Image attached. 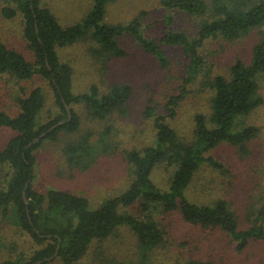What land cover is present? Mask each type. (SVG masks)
Instances as JSON below:
<instances>
[{
	"label": "trees",
	"instance_id": "16d2710c",
	"mask_svg": "<svg viewBox=\"0 0 264 264\" xmlns=\"http://www.w3.org/2000/svg\"><path fill=\"white\" fill-rule=\"evenodd\" d=\"M113 1L117 0H92L91 8L82 20L64 25L44 0H0L4 18L14 19L18 13L22 14L24 35L36 56L34 63L30 62L20 51L0 41V72L19 80L38 75L44 77L54 92L57 108L51 120H43L42 111L47 102L44 88L36 86L27 91L22 86V94L15 95L20 111L12 115L0 110V127L8 126L15 131L0 150V166L9 167L11 171L6 186L0 189V214L24 230L35 244L26 253H17L3 264H34L55 255L57 250V255L41 264H80L92 241L110 237L124 223L138 233L140 253L147 255L160 243H168L167 233L157 220L160 212L179 211L189 223L222 228L237 242L240 250L253 240L264 242V188L263 193L257 195L258 199L247 204L246 228L241 226L239 214L226 197L218 198L212 204H200L191 200L187 192L202 167L222 169L223 164L208 154L210 150L229 142L237 146L242 155H247L251 151L250 142L260 133L256 125L238 128L237 121L264 103L260 90V78L264 75V0H162L163 10L168 12L165 20L171 21L176 13L201 19L195 35L169 27L160 41L141 35L139 27L143 25L144 13L128 24L108 22V6ZM256 28L260 31V40L253 47L251 61L238 58L229 75L206 74L203 86L211 93L210 110L195 114L192 136L180 137L167 119L176 117L177 106L188 92L186 84L196 80L206 69L202 53L204 45L221 36L233 41ZM124 34H132L144 44L148 53L156 54L162 67L170 63L166 47L182 45L188 59L184 67V92L170 97L165 113H158L154 103L147 106L145 112L153 123L155 139L147 146L131 148L127 152L133 175L129 186L121 193L95 206L89 197L75 192L36 189L35 150L45 139H56L62 130L80 129L81 119L74 105L82 104L91 116L102 118L124 112L133 90L129 83L112 85L109 92L93 84L89 90L76 93L74 69L61 59L59 48L91 37L96 44L93 54L107 64L113 57L125 55L119 44V38ZM66 103L72 110L70 120ZM63 119L67 120L64 124L50 129ZM43 132L46 134L36 141ZM112 132V127H105L98 134L96 143L90 141L92 133H88L67 145L69 149L65 147V150L72 154V163L81 170L89 169L105 153L115 152L117 142ZM166 163L168 168L171 165L173 168H169L172 176L168 187L164 188L155 181L154 175ZM232 184L240 185L236 180ZM253 196L257 198L256 194ZM132 207L139 209L141 215L132 213ZM111 262L125 264L114 259ZM145 263V260L140 261V264ZM174 264L219 263L188 258L176 260Z\"/></svg>",
	"mask_w": 264,
	"mask_h": 264
},
{
	"label": "rangeland",
	"instance_id": "374dc122",
	"mask_svg": "<svg viewBox=\"0 0 264 264\" xmlns=\"http://www.w3.org/2000/svg\"><path fill=\"white\" fill-rule=\"evenodd\" d=\"M162 0H117L108 6L107 21L128 24L134 17L142 15L140 33L148 38L162 40L169 27L185 30L189 35L198 32L201 17L186 13H176L175 18L165 20L168 12L163 10ZM58 20L69 25L82 20L90 10L92 0H44ZM171 23V24H170ZM264 30V25L262 26ZM256 28L236 40L221 36L210 39L202 48L206 69L196 80L187 85L188 92L177 106L175 118L167 121L177 129L180 137L192 136L194 116L197 112L208 113L211 95L203 81L207 73L229 75L231 66L238 58L250 62L254 45L260 40ZM0 41L20 51L30 62L35 61V51L24 35L22 14L14 19L4 18L0 5ZM119 44L126 52L124 56L113 57L107 64L93 54L96 48L94 39L86 37L73 44L59 48L61 59L70 63L74 69V91L89 90L93 84L100 85L107 92L110 86L129 83L133 90L125 103L124 112L111 113L105 117L91 116L84 105L75 104L81 119V127L75 131L62 130L56 139H45L35 150L34 186L47 192L57 188L90 198L92 204L99 206L111 196L121 193L132 179V168L128 163L127 152L131 148L144 147L155 139L154 126L146 115L149 104L157 105V112L165 113L166 103L171 96L184 92L186 76L184 67L188 64L182 45L167 46L170 63L162 67L156 54L148 53L144 44L132 34H124ZM27 91L36 86L44 88L47 94L46 106L42 111L43 120L49 121L57 108L54 92L42 76L19 80L13 75L0 72V110L15 115L20 107L15 95L22 94L21 87ZM260 90L264 96V75L260 78ZM256 125L260 133L249 144L250 153L242 155L237 146L223 142L208 152L220 161L221 170L202 167V171L188 189L191 200L200 204H212L218 198L226 197L240 216L241 226L248 225L244 215L247 204L258 199L264 188V103L249 115L240 116L237 127ZM112 127L117 148L113 153H105L89 169L81 170L72 163L71 153H67L70 143L92 133L90 141L96 143L98 134L105 127ZM15 134L8 126L0 127V150ZM90 136V135H89ZM163 164L157 171L155 181L167 188L172 176V165ZM169 165V164H168ZM79 168V169H78ZM9 167L0 166V189L5 187L10 174ZM239 186H234L232 181ZM262 182V183H261ZM258 184L260 186L258 187ZM257 196L254 197L253 195ZM131 212L141 215L139 209ZM157 213H159L157 211ZM160 227L167 233L168 243H160L155 249L143 255L140 253V236L128 224L118 226L114 234L92 241L88 253L80 264H111L114 259L120 263L174 264L176 260L197 258L219 264H264V242L251 241L243 250L231 235L219 227H204L189 223L179 211L157 214ZM31 237L12 221L0 214V264L17 253H26L34 247ZM15 246V247H13ZM140 260V261H139ZM58 264V263H51Z\"/></svg>",
	"mask_w": 264,
	"mask_h": 264
},
{
	"label": "water",
	"instance_id": "95a60500",
	"mask_svg": "<svg viewBox=\"0 0 264 264\" xmlns=\"http://www.w3.org/2000/svg\"><path fill=\"white\" fill-rule=\"evenodd\" d=\"M66 107H67L68 115H69L68 120H70L71 117H72V110H71L70 105L67 104V103H66ZM66 121H67V120H65V119L60 120L59 122H57L56 124H54L50 129H53V128H55V127L58 126V125L64 124ZM45 134H46V133L43 132V133L40 135V137H37L36 141H39L40 138L43 137ZM31 144H32V143H31ZM24 196H25L26 202L28 203V200H27V198H26V193H25V191H24ZM57 254H58V250L56 251L55 255H57ZM55 255H53V256H51V257H48V258L40 259V260H38L37 262H35L34 264H41V263H43V262L46 261V260H50V259H52Z\"/></svg>",
	"mask_w": 264,
	"mask_h": 264
}]
</instances>
